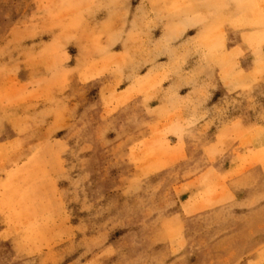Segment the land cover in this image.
<instances>
[{
  "label": "rangeland",
  "instance_id": "374dc122",
  "mask_svg": "<svg viewBox=\"0 0 264 264\" xmlns=\"http://www.w3.org/2000/svg\"><path fill=\"white\" fill-rule=\"evenodd\" d=\"M229 257L264 264V0H0V264Z\"/></svg>",
  "mask_w": 264,
  "mask_h": 264
},
{
  "label": "crops",
  "instance_id": "0c3cea01",
  "mask_svg": "<svg viewBox=\"0 0 264 264\" xmlns=\"http://www.w3.org/2000/svg\"><path fill=\"white\" fill-rule=\"evenodd\" d=\"M245 253V252H244ZM242 255H244L243 253H242ZM246 256V255H245ZM236 257H229V258H227V264H234L235 263V261H236ZM238 260H239V258H238ZM241 260V262H239V264H247L248 263V259H240ZM245 261V262H244Z\"/></svg>",
  "mask_w": 264,
  "mask_h": 264
}]
</instances>
